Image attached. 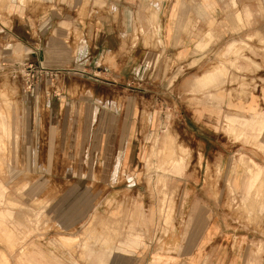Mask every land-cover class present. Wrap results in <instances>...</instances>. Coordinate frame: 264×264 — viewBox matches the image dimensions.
<instances>
[{
	"label": "rangeland",
	"instance_id": "rangeland-1",
	"mask_svg": "<svg viewBox=\"0 0 264 264\" xmlns=\"http://www.w3.org/2000/svg\"><path fill=\"white\" fill-rule=\"evenodd\" d=\"M124 1L87 0L94 21L102 11L118 19ZM210 1L205 30L189 56H165L161 41L144 40V46L161 52L156 58L161 81L118 84L105 70L45 72L26 57L29 50L69 55L71 45L75 55L83 52L81 30L52 24V16L65 18L70 0H0V264H212L213 258L217 264H264V116L261 135L227 121L229 114L247 119L264 114L245 108L255 87L245 66L259 68L257 57L264 53L259 42L264 0H222L221 8ZM6 12L12 19L6 20ZM5 26L13 30L8 43ZM55 31L75 32L77 39L49 41ZM147 59L155 63L154 57ZM208 73H218L221 81L201 85L199 76ZM93 78L101 82L92 86ZM104 81H112L114 88L107 89ZM60 82H74V87H55ZM216 94L227 99L226 107L204 124L198 119V101L211 102L213 113L221 108L213 104ZM66 96L115 99L107 105L112 110L104 111L111 117L106 124H120L129 133L124 145L135 147V161L129 146L115 162L116 138H107L105 153L93 147V137L82 136L103 123L102 115L97 122L89 120L85 104L74 106L70 121L79 134V149L53 152L48 141L59 137L61 126L53 105ZM121 108L126 117L118 121ZM59 112L62 117L63 109ZM200 141L218 153L203 158L197 152ZM93 149L99 151L100 165L93 164ZM61 155L67 161L75 156L78 167H58ZM199 189L210 200L199 201ZM212 209L222 214L212 216ZM211 226L217 233L206 241L202 237ZM166 229L177 230L184 243L172 254L162 249ZM125 240V252L117 251Z\"/></svg>",
	"mask_w": 264,
	"mask_h": 264
},
{
	"label": "crops",
	"instance_id": "crops-1",
	"mask_svg": "<svg viewBox=\"0 0 264 264\" xmlns=\"http://www.w3.org/2000/svg\"><path fill=\"white\" fill-rule=\"evenodd\" d=\"M216 1L218 2L216 8H221L220 5H222L223 1ZM69 4L70 10L67 11L68 13L65 12V18L59 17L62 19L58 20V17L52 16L51 19L54 22L52 24L54 25L55 29H58V27L62 28L63 26H70L72 28H78L81 30L78 39L85 42L81 47L83 52H81L80 55H75V52H73L74 50L72 49L74 45H71L69 55L54 54L53 56H50L47 50L44 51V55L41 54L40 50H29V52L26 54V57L33 60L35 63L42 65L45 68V72L51 69H64L68 67L79 69L83 68L87 72L91 70L102 72V70H105L107 73H110L112 77H114V82L118 84L126 82L127 79L141 81L146 78L148 82L152 84L154 82L157 83L158 81H161L163 70L162 72H159L157 69L162 67V65H159L158 59H156L162 56L161 52L158 48H148L144 46L142 42L144 40L161 41L163 43L165 56L167 54L168 56L174 57L179 55V53H181L180 55L182 56H189L190 48L193 42L200 41L199 35L202 33L201 29L205 30V10L207 8L211 9L213 7L210 0H125L123 9L120 8L121 15L118 17V19L114 18L112 15H110V13L102 11L100 18L97 21H94L92 17L93 4L91 2H87V0H70ZM80 10L83 12L82 14L85 15L83 19L80 18V15H82L79 12ZM150 10H153L154 13L152 14ZM200 15H202V17H200ZM5 18L6 20L12 19V14L6 12ZM47 18L48 17L45 19ZM2 30H4L7 35L4 39H6V42L8 43L11 39V36H13L12 26L10 28L5 26V28ZM194 30H197L198 35H195ZM50 35L49 41L52 40L55 42H65L67 40L73 41L77 39V34H75V32L68 33L63 31H55ZM8 36L10 38H8ZM240 37H242V39H248L245 38L246 36L244 37V35H241ZM260 40L261 41L259 42L264 45V34L261 35ZM131 41L134 42L131 44ZM136 41L139 43L136 44ZM203 41H206V39ZM221 41L222 40L220 38V42ZM198 46L200 45L198 44ZM60 47L66 48L67 46L63 44ZM148 57H154L156 60H154L155 63L151 64V62L147 59ZM257 58L259 60V68L255 69L253 66L251 67V65L245 66V69H247V80H249V82L255 80L253 81L255 83V87L252 92L253 95L252 97L250 96L251 98L249 97V100L247 101L249 102V105L245 106V108L251 112H255L256 110H262V112H264V53L261 55V57ZM221 68L222 66H220V70ZM229 69L230 68H228V71L231 72L232 70ZM249 69H251V72L253 73H249ZM217 76H219L218 73H208L204 75L203 79L202 76H199L200 79L198 81L201 85L209 86V84H213V80H215L214 84L218 81H221V79L216 80ZM90 82L92 86H95L101 82V80L93 78L90 80ZM111 82H105V87L107 89H110L111 86L114 88V83ZM55 87H59V89L73 88L74 82H60L59 85H56ZM214 97V106L217 107L216 105H218L221 108L220 110H218L219 108H214L215 110L213 113L209 108L211 107V102H202L201 100L198 101V119L199 121H203L204 124H206V121L212 118L210 117L211 114L213 115L214 119L217 114L216 110L221 113L222 107H226L227 99L218 97L217 94ZM113 101H115V99L110 97H103L101 102H99L94 96H88L83 100L69 98L68 96L59 97L58 101L55 103V105H53V110H55L54 113L57 116L56 119L61 120L60 134L58 138L55 137L53 140L48 141V143L54 147L53 152H59L61 154L65 152L68 147L69 152L73 151L76 153V151L79 149V146L76 145V140L79 137V134L77 133V130L74 131L75 128H71L70 121L75 119V117L73 118L74 106L79 108L80 105L85 104L87 105L86 109L90 112L89 115L91 117H89V120L93 121L95 119V122H97L100 120V115H102L101 121L103 123L101 122L102 124L98 126H96L97 123H95L96 129L91 130L90 134L88 135L86 132H84V135L82 136H88L90 138L93 137V147H100L103 152L105 151V153L109 152L110 142L107 140V138H116L114 141V152L116 155L115 162L119 154L124 152L126 147L129 146L133 149V160L135 161L134 156L137 152V150H134L135 147L132 146V144L124 145L125 136L129 135V133L120 127V124L116 128H110L106 124L109 120H111V117L109 115L110 113L106 116V112L104 111L106 109L108 112L109 110H112L108 108L107 105L109 106L110 104H113ZM119 103L122 105V102L118 101V104ZM62 105H64V108L61 107ZM62 109L64 115L61 117L60 115H62V113L59 111ZM124 109H119L117 113L119 117V119H117L118 121H120V119L124 120L126 117L124 115ZM99 110H102L101 114ZM262 115L264 116V114L260 113L254 114L251 119H247L241 116L239 117V115L229 114L227 115V121L231 126H250L256 129L258 134L261 135L263 128L262 124H260V117H262ZM114 119L115 118L112 120ZM57 143L60 145L59 149H56ZM213 148L214 149L208 150V146L206 145L205 141H200L197 152L202 154V157L205 158L206 153H218L216 150L217 147ZM98 152L99 151L96 153V151L93 149V154L95 155H93V164L95 163V165L101 164ZM72 156L73 155H71L70 160L67 161L64 159L63 155H61L59 160L61 164H59L58 167L65 168L67 166L66 163H69L71 168L78 167L79 160H76L75 156ZM62 163H65L66 165ZM69 193L72 195L73 188L71 190L69 189ZM197 195L199 201L210 200L209 194H207L205 190L203 193L202 190L199 189ZM205 210L206 208H203V211ZM212 211V216H220L222 214L221 209H212ZM164 233L166 234L163 237V250H167L172 254L176 250L183 248L184 243L181 241V239L179 241V233L177 230L171 229L168 231V229H166ZM215 233H217L216 226H211L209 227L208 232H205L202 239H205L206 241L212 239V235ZM139 245L140 244L138 240L135 239L133 247L137 248ZM125 247L126 240L117 245L115 249L120 252H125ZM213 259L214 260L212 264H217L215 258ZM231 260H233L232 257ZM157 262L158 261L156 260L153 263ZM118 264L125 263L121 262ZM230 264H234V262H230Z\"/></svg>",
	"mask_w": 264,
	"mask_h": 264
},
{
	"label": "bare ground",
	"instance_id": "bare-ground-1",
	"mask_svg": "<svg viewBox=\"0 0 264 264\" xmlns=\"http://www.w3.org/2000/svg\"><path fill=\"white\" fill-rule=\"evenodd\" d=\"M150 17H151V15H150ZM153 25H154V24H153ZM154 39H155V38H154ZM260 114H261V113H260ZM262 116H263V115H262ZM258 117H259V116H258ZM261 121H262V120H261ZM172 140H173V139H172ZM167 142H168V141H167ZM169 142H170V141H169ZM168 145H169V144H168ZM184 148H185V147H184ZM182 150H184V149H182ZM182 150H181V151H182ZM186 150H187V148H186ZM166 151H167V150H166ZM178 153H179V152H178ZM180 155H181V154H180ZM169 156H170V155H169ZM169 156H168V157H169ZM179 159H184V158H182V157L180 156ZM178 161H179V160H178ZM248 186H249V185H248ZM248 186H247V187H248ZM248 200H249V199H248ZM116 223H117V222H116ZM98 240H99V239H98Z\"/></svg>",
	"mask_w": 264,
	"mask_h": 264
}]
</instances>
